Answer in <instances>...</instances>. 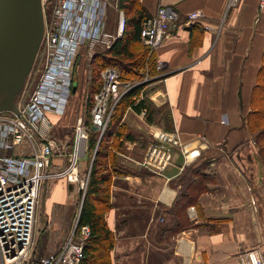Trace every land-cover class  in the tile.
<instances>
[{
	"label": "crops",
	"instance_id": "1",
	"mask_svg": "<svg viewBox=\"0 0 264 264\" xmlns=\"http://www.w3.org/2000/svg\"><path fill=\"white\" fill-rule=\"evenodd\" d=\"M141 3L147 15L172 6L179 27L155 50L159 72L148 96L163 109L158 115L162 123L149 122L146 112L133 107L123 117L134 138L124 139L117 154L120 172L112 179L111 208L105 213L115 233L111 264H237L242 250L259 247L264 253V165L256 131L247 124L264 64V5L260 0H236L230 6L229 0ZM194 9L204 16L184 25ZM150 126L178 130L188 149L200 154L185 159L178 147L163 172L145 168L138 161L150 141ZM65 128L64 120L56 125L59 133H67ZM83 159L80 169L85 171ZM203 163L207 172L216 173L215 180L199 195V205L187 206L190 224L168 237L164 229L180 221L176 201L195 192L192 172ZM56 179L43 253L60 249L81 208L76 184Z\"/></svg>",
	"mask_w": 264,
	"mask_h": 264
},
{
	"label": "built area",
	"instance_id": "2",
	"mask_svg": "<svg viewBox=\"0 0 264 264\" xmlns=\"http://www.w3.org/2000/svg\"><path fill=\"white\" fill-rule=\"evenodd\" d=\"M234 1L229 0L228 6ZM41 2L44 30L34 75L28 74L26 86L19 94L21 99L16 103L19 112L0 111V264H78L84 258L91 227L77 226L78 222L59 250L35 257V231L43 185L65 177L78 184L84 196L96 151L89 167L82 171L80 164L88 153L90 131L97 132L100 140L119 99L142 82L124 78L115 66L103 68L102 85L90 107L91 123L83 115L89 102V94L84 92L74 109L76 120L72 133L59 134L56 125L67 117L79 84L77 60L84 51L91 64L95 54L111 47L123 35L126 18L118 0ZM260 5H264V0H260ZM112 8L118 11L116 21L110 15ZM203 16L201 9L191 10L184 25L191 26ZM178 17L175 8L165 5L145 16L141 29L143 43L155 51L179 27ZM148 132L150 141L138 163L151 171L163 172L172 161L175 148L180 147L185 159L200 154L199 150L188 149L176 129L150 126ZM57 158L62 161H56ZM190 211L195 214L194 205ZM237 264H264V253L259 247L242 250L237 254Z\"/></svg>",
	"mask_w": 264,
	"mask_h": 264
},
{
	"label": "trees",
	"instance_id": "3",
	"mask_svg": "<svg viewBox=\"0 0 264 264\" xmlns=\"http://www.w3.org/2000/svg\"><path fill=\"white\" fill-rule=\"evenodd\" d=\"M121 8L126 18V27L123 35L116 39L111 47L95 54L91 59L92 74L89 81L90 90L88 102L87 122L90 120V107L94 94L102 85L101 70L107 66L117 67L124 78L142 80L149 74L154 77L158 74L157 57L154 50L145 45L141 37L143 19L147 16L141 0H120ZM80 74H78V82ZM151 82V81H150ZM148 81L141 82L127 90L114 107L110 122L98 140L97 132L91 130L88 141L90 164L92 161L89 181L83 196L82 206L78 217V225L87 224L91 227V234L84 246V258L78 264H111V249L115 243V233L109 227L105 213L111 208V184L117 169V154L124 147V139L134 138L123 117L128 108L137 111L146 109V118L149 122L162 123L158 118L161 107L157 106L145 91ZM78 91V87H77ZM76 91V92H77ZM75 92V93H76ZM253 109L248 113L247 124L250 130L256 131L255 140L264 165V64L258 77V84L252 97ZM168 128V127H166ZM207 165L202 164L194 174L195 192L182 194L176 201L175 213L179 218L177 227L164 229L167 236L177 234L184 228V223L190 224L186 208L189 204L199 205V195L208 189V182L215 180V174L207 172ZM221 218L216 219V221ZM43 254V253H42ZM40 254V255H42ZM36 255L35 257H39Z\"/></svg>",
	"mask_w": 264,
	"mask_h": 264
},
{
	"label": "water",
	"instance_id": "4",
	"mask_svg": "<svg viewBox=\"0 0 264 264\" xmlns=\"http://www.w3.org/2000/svg\"><path fill=\"white\" fill-rule=\"evenodd\" d=\"M43 30L41 0H0V111L19 112L15 98L35 63Z\"/></svg>",
	"mask_w": 264,
	"mask_h": 264
},
{
	"label": "rangeland",
	"instance_id": "5",
	"mask_svg": "<svg viewBox=\"0 0 264 264\" xmlns=\"http://www.w3.org/2000/svg\"><path fill=\"white\" fill-rule=\"evenodd\" d=\"M48 13L51 14V9L50 8H48ZM110 15H111L112 19L114 21H116L117 18H118V11L115 8H112L110 10ZM111 26L113 27V25H111ZM86 59H87V54L83 51L81 56H80V58L77 60L78 61L77 62L78 66L75 67L76 75L80 74V81H79V84H78V91L76 93H74L73 98H72L73 99L72 100V107L69 110V115H68V117L66 119H64V121L66 123V126H67V128H65L64 131L68 130L67 133H66L68 135H70L72 133V125H73V123L76 120V113L74 112V109H76V107L80 104L81 99H82V97L84 95V92H87L88 90H90V86H89L90 82L89 81L91 79H89L88 76L90 75V72L92 73V67H91L92 65L89 64V62ZM34 69H35V64L33 65V67H32L30 72L33 73ZM158 71H159V69H158ZM33 75H34V73L31 75V77H33ZM153 78L154 77H152L149 74H147L141 80L142 82H144V81H148L149 82L145 86V91L148 92V94H149V92H152V90H153V88L155 86V84L152 82V80H154ZM26 80H25V83H24L22 89L20 90V92L16 95V98H15V102L16 103L19 102V99H21V96L19 97V94H21L23 88H25ZM136 80H138V79H136ZM86 81H88V82H86ZM83 115H84V119H87L88 107L84 108ZM59 131L61 132L62 129H59ZM59 134H63V133H59ZM85 158H87L86 162L84 161ZM85 158L83 159V161L86 163V167H88L89 166V164H88L89 154L88 153L86 154ZM196 170H193L192 176H194ZM212 173H214V172H212ZM214 174L216 175V173H214ZM56 180H58V179H52L51 181H49L48 183L43 185V189H44V187L46 188V190H45L46 193L44 194L42 192V195H41L40 205L38 207V221H37L36 231H35L34 254H36L37 256L42 254L44 252L45 248H46L47 237H48L46 226H47L48 221L50 219V216H49V213L47 212V210L49 209L50 204L53 203V201H52L53 193H52V185L51 184H52V181H56ZM60 180H63V181L66 180L68 183L70 182L65 177H61ZM72 184H74V183H72ZM75 186L78 187V184H76ZM78 190H79V196L81 198V204H82V201H83L82 200V197H83L82 195L83 194H82V191L79 188H78ZM77 198H78V195H77ZM251 201H252V199H251ZM252 203L254 204L255 208H257L256 201L255 202L252 201Z\"/></svg>",
	"mask_w": 264,
	"mask_h": 264
}]
</instances>
